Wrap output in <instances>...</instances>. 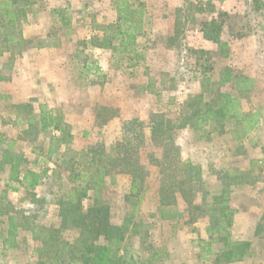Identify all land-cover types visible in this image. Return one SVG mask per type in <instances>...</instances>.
I'll use <instances>...</instances> for the list:
<instances>
[{"label":"rangeland","instance_id":"rangeland-1","mask_svg":"<svg viewBox=\"0 0 264 264\" xmlns=\"http://www.w3.org/2000/svg\"><path fill=\"white\" fill-rule=\"evenodd\" d=\"M143 1L151 20L146 35L140 38L147 47V61L135 69L118 66L110 49L92 44V37L101 34L93 23L106 24L116 18L110 0H37L32 6L35 13L30 9L14 24H9L8 17L0 12V72L11 76L9 81L0 82V134L4 138L0 149V264L82 261L73 257L78 254V250L73 253L79 243L77 229L63 231L56 246H46L43 240L35 239V231L38 234L44 228L60 224L57 185L45 178L32 191L33 188L9 180L10 164L6 162L10 152L22 158L23 170L39 173L45 166L54 167L45 160L55 131L30 140L35 136L23 133L29 124L20 121L38 113L41 106L54 111L68 124L72 136L61 144L59 151L67 150V155L81 158L80 161L85 160L89 148L109 147L123 138V124L129 119L144 122V130L150 135L149 121L154 112L175 119L189 94L201 89L194 78V58L188 47L213 51L215 77L222 67L230 65L256 79V87L242 97V105L246 112L257 111L260 120L245 138L231 133L200 138L192 128L186 127L176 133V141L183 159L201 166L205 187L211 194L230 191V205L235 210L231 236L251 243V255L230 264H264V229H260L264 224V33L251 25L250 35L238 39L231 37L225 27L223 39L229 44V52L221 57L216 44L206 41L197 26H191L183 48H169L166 37L185 0ZM213 1L218 9L241 17L247 9L245 0ZM57 7L67 9L71 27L62 26L60 18L52 14L51 10ZM10 37L15 40H9ZM87 67H91L89 71ZM152 80L161 90V97L143 91ZM172 84L176 86L174 89H165ZM142 160L146 161L144 156ZM88 163L86 158L83 165ZM151 171L145 183V196L135 215V220L151 226L143 229L144 238L127 239L128 255L144 260L156 251L154 264H208L212 254L203 251L204 242L209 240L207 218L191 221L188 212L180 220L165 221L150 216L159 208V179L157 170ZM104 188L111 221L121 225L129 211L131 174L116 172L108 177ZM197 190L200 191L199 186ZM32 192L42 200L32 202ZM200 195L199 192L197 202ZM92 199L90 192L84 206L88 207ZM179 201L184 209L182 198ZM23 214L32 216L43 228H18L17 235L11 237L9 230L14 221L11 217L24 223Z\"/></svg>","mask_w":264,"mask_h":264},{"label":"trees","instance_id":"trees-1","mask_svg":"<svg viewBox=\"0 0 264 264\" xmlns=\"http://www.w3.org/2000/svg\"><path fill=\"white\" fill-rule=\"evenodd\" d=\"M36 1L0 0V12L8 17L9 24H14L26 16L30 9V12L35 13L32 6ZM110 2L116 18L106 24L93 23L94 29L101 34L92 37V44L97 48L110 49L118 66L135 69L147 61V47L140 42V38L146 35V29L151 25L148 9L143 0ZM245 2L247 9L241 17L218 9L213 0H185L166 37V46L181 50L187 31L191 26H197L206 41L216 44L219 56L226 57L229 44L223 39L225 27L231 37L238 39L250 35L251 25H256L264 33V0ZM51 12L60 18L62 26L71 27L66 8H53ZM9 40L15 39L10 37ZM187 50L194 58V78L198 79L201 89L189 94L175 119L168 118L163 112H154L149 121L150 135L144 130V122L138 118L129 119L123 124V138L109 147L100 145L89 148L85 160L80 161L81 158L67 155V150L59 151L61 144L72 137L68 124L60 115L41 106L38 113L20 121L29 124L23 133L35 136L30 140H36L41 133L55 131V134L51 133L53 142L48 147V158L45 160V163L50 162L54 167L45 166L39 173L30 169L23 170L22 158L10 152L6 162L10 164L9 180L33 188L32 191L45 178L57 185L55 196L60 224L44 228L38 234L35 231V239L43 240L46 246H56L63 231L73 228L79 231L76 239L79 243L73 251L75 253L78 250V254L73 257L82 260L79 264H154L156 251L144 260H135L132 255H128L126 242L132 236L144 238L143 229L151 226L145 225L142 220H135V215L145 196L146 179L154 169L159 179V208L150 214L152 218L180 220L185 217V212L191 213V221L200 217L207 218L209 240L204 242L203 251L212 254L208 264H230L251 255L249 241L234 240L231 236L235 210L230 205L229 189L218 194H211L206 189L201 166L190 159H183L176 133L190 127L200 138L228 133L237 138H245L260 120L257 111L246 112L242 105V97L254 90L256 79L230 65L222 67L218 77H215L212 50L189 47ZM90 68L87 67V71ZM95 69L98 70V67ZM163 75L168 73L163 72ZM10 78L9 74L0 72V82L9 81ZM161 82L163 86L166 85V82ZM175 87L172 84L165 89L172 90ZM142 89L159 97L162 95L154 80ZM3 142L4 138L0 134V149ZM86 158L89 163L83 165ZM123 171L131 174V189L127 196L129 211L123 224L118 225L111 221L110 205L104 199L103 192L108 177ZM11 188L18 189L17 186ZM90 192L93 193V199L85 207L83 202ZM199 192L201 197L197 202ZM32 193V202L42 200L36 192ZM179 198L183 200L184 209L181 208ZM21 218L25 220L24 223L11 217L14 220L9 230L11 237L17 235L18 228H43L30 215L23 214ZM260 229H264V224L260 225ZM213 245L216 247L213 248Z\"/></svg>","mask_w":264,"mask_h":264}]
</instances>
